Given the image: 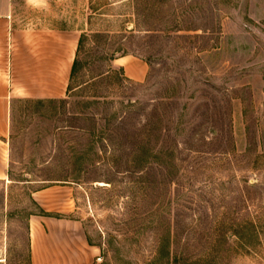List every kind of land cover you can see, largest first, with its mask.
<instances>
[{
	"label": "rangeland",
	"instance_id": "obj_1",
	"mask_svg": "<svg viewBox=\"0 0 264 264\" xmlns=\"http://www.w3.org/2000/svg\"><path fill=\"white\" fill-rule=\"evenodd\" d=\"M14 7L82 41L62 98L14 101L0 264H264V0Z\"/></svg>",
	"mask_w": 264,
	"mask_h": 264
},
{
	"label": "crops",
	"instance_id": "obj_2",
	"mask_svg": "<svg viewBox=\"0 0 264 264\" xmlns=\"http://www.w3.org/2000/svg\"><path fill=\"white\" fill-rule=\"evenodd\" d=\"M14 1L0 0V181L8 174V120L13 114L14 101L62 98L79 41L74 31L18 25ZM114 65L129 80L140 82L146 77L147 64L138 58L122 56L114 60ZM56 69L61 72L56 74ZM24 70H32L31 75L24 74ZM74 250L71 246L67 254L72 257ZM32 264H35L34 256Z\"/></svg>",
	"mask_w": 264,
	"mask_h": 264
},
{
	"label": "trees",
	"instance_id": "obj_3",
	"mask_svg": "<svg viewBox=\"0 0 264 264\" xmlns=\"http://www.w3.org/2000/svg\"><path fill=\"white\" fill-rule=\"evenodd\" d=\"M81 41H82V39L80 38L79 41H78V47H77L76 55H75L74 61H73V63H72V67H71V71H70V77H69V82L73 79L74 74H75V71H76V69H77V67H78V63H79V62H78V59H77V54H78L79 51H80ZM68 90H69V89H68ZM168 150H169V149H167V150L165 151V153L167 154L168 157H170L171 152L168 151ZM146 154H147V153H144V155H143L142 157H140L138 160H143V161L146 162V161H147V157H150V156H151L150 154H147V156H146ZM153 158H156V156H153ZM109 256H110L109 251H106V252L103 251V257H105L106 262L109 261V260L107 259V258H109ZM110 257H111V256H110Z\"/></svg>",
	"mask_w": 264,
	"mask_h": 264
}]
</instances>
